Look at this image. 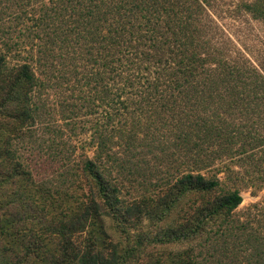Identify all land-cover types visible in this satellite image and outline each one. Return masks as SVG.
I'll use <instances>...</instances> for the list:
<instances>
[{
    "label": "trees",
    "instance_id": "1",
    "mask_svg": "<svg viewBox=\"0 0 264 264\" xmlns=\"http://www.w3.org/2000/svg\"><path fill=\"white\" fill-rule=\"evenodd\" d=\"M201 3L68 0V36H59H66L61 40L68 43V57L97 65L94 79L100 92L106 98L112 92L120 103L114 114L120 118L118 134L102 130L100 151H107L117 135L130 143L149 134L147 126L152 121L166 119L170 137L177 142L174 150L182 153L191 168L176 178L169 175L157 197L128 203L121 200L119 179L108 165L85 160L70 182L83 193L56 191V196H64L69 204L71 199L75 206H68L59 222L42 229L37 247L15 264H26L29 259L34 264H141L142 237L135 246L108 240L106 223L114 219L121 232L128 233V226L138 225L146 215L152 221H171L161 231L166 242L190 241L215 224L214 234L234 237L238 247L250 250L257 264L264 263V233L251 226L253 219L239 225L233 217L243 202V188L264 185V73L204 44L198 26ZM242 7L264 21V0H246ZM38 85L31 63L11 66L0 49L2 161L15 158L9 147L13 136L35 122L31 100ZM127 90L135 91L134 100L126 97ZM18 170L23 175L27 171L19 162ZM247 173L251 176L246 177ZM189 197L190 203L175 220V209ZM36 204H41L43 217L46 197ZM263 204L264 199L252 204L257 212L251 215H262L259 218L264 222ZM79 233L87 234L84 241L74 239ZM170 261L202 264L189 253L172 256ZM148 264L166 263L158 258Z\"/></svg>",
    "mask_w": 264,
    "mask_h": 264
},
{
    "label": "rangeland",
    "instance_id": "2",
    "mask_svg": "<svg viewBox=\"0 0 264 264\" xmlns=\"http://www.w3.org/2000/svg\"><path fill=\"white\" fill-rule=\"evenodd\" d=\"M200 1L203 9L198 14V26L204 44L233 62L264 73V21L243 9L246 0ZM67 31L68 0H0V49L11 66L31 63L39 78L31 100L35 122L13 136L9 147L15 158L11 162L0 158V264H15L19 257L25 258L27 251L37 247L42 229L59 222L68 206H75L71 199L69 204L64 196H56V191L83 193L70 182L85 160L107 164L112 176L119 179L121 200L128 203L157 197L169 175L176 178L191 168L182 153L174 150L177 142L170 137L166 119L152 121L147 126L149 134L130 143L117 135L107 151H100L102 130L118 134L120 118L114 114L119 112L120 103L112 92L107 93L108 98L100 92L98 79H94L97 65L68 57V43L61 40L66 36L59 38L63 33L68 36ZM127 91L126 97L134 100L135 91ZM132 118L130 115L128 120ZM163 147L167 150L162 151ZM18 162L27 170L24 175L16 171ZM25 177L31 178L29 182ZM242 196L243 202L233 216L236 223L253 219L251 226L264 233L263 216L251 215L257 212L252 204L264 199V185L261 189L249 185L243 188ZM42 197H46L43 217L41 204H36ZM190 198L175 209V220ZM170 222L152 221L146 215L123 233L114 219H107L108 240L135 246L142 237L141 264L158 258L171 264L172 256L185 253L202 264H257L250 250L238 247L234 237L214 234L215 224L190 241L166 242L162 232ZM86 235L79 233L74 239L84 241ZM26 264L34 261L29 259Z\"/></svg>",
    "mask_w": 264,
    "mask_h": 264
}]
</instances>
